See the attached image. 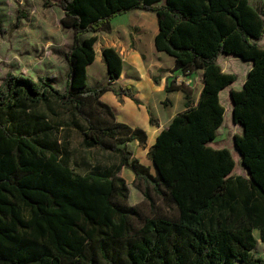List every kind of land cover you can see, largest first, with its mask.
<instances>
[{
    "label": "trees",
    "instance_id": "obj_1",
    "mask_svg": "<svg viewBox=\"0 0 264 264\" xmlns=\"http://www.w3.org/2000/svg\"><path fill=\"white\" fill-rule=\"evenodd\" d=\"M64 12L73 32L64 53L66 87L55 75L34 79L9 71L0 83V264H264V5L252 0H44ZM133 9L157 13V50L176 60L175 70H203V90L161 131L149 151L156 172L129 144L147 132L119 122L101 100L123 59L103 49L107 81L92 87L87 68L95 60L98 32ZM1 28V25H0ZM2 29V28H1ZM222 54L253 62L244 86L232 89L234 119L244 127L234 142L247 176L236 174L228 147H215L225 106L220 92L237 81L219 63ZM81 147L107 151L110 163L77 154ZM127 168L150 201L169 208L146 216L128 202ZM249 172V174H248Z\"/></svg>",
    "mask_w": 264,
    "mask_h": 264
},
{
    "label": "crops",
    "instance_id": "obj_2",
    "mask_svg": "<svg viewBox=\"0 0 264 264\" xmlns=\"http://www.w3.org/2000/svg\"><path fill=\"white\" fill-rule=\"evenodd\" d=\"M124 14L130 15L127 22L114 25L113 20ZM118 16L112 19V29L110 31H100L97 34L95 60L87 68L88 84L95 87L107 81V65L104 61L103 49L114 47L123 59V71L121 76L113 83L121 87L130 86L132 88V96L117 94L109 89L102 94L101 100L112 107L119 122L126 123L134 128H142L147 132L146 144L141 145L138 141H133L129 146L135 144L140 148V153L132 150L134 157L138 158L144 165L149 166L151 171L155 173L156 168L153 160L149 157V151L161 131L169 126L178 113L187 109L185 92L187 89L192 91L194 105L198 103L204 86L203 70H199L192 76L185 75L179 70H175L176 60L173 56L157 50L155 38L159 32V24L155 11L133 9ZM71 43L72 41L69 43L68 48ZM68 48L61 53L63 56ZM225 55L228 56L227 54ZM231 56L236 57V55ZM247 62V68L244 73L248 76L253 62L251 60ZM198 76H200V82H195L193 79L197 80ZM247 76L242 80L244 83ZM171 83L178 86L183 85L187 89L176 88L167 91V86ZM234 83L220 92L221 102L222 94ZM232 89H227V91L229 90V99L234 110V102L231 97ZM223 125L218 130V137ZM233 126L239 130L240 134L243 133L244 127L241 123L235 121L234 116ZM236 132L234 131V136ZM233 145L235 147V142ZM132 178L134 181V174Z\"/></svg>",
    "mask_w": 264,
    "mask_h": 264
},
{
    "label": "rangeland",
    "instance_id": "obj_3",
    "mask_svg": "<svg viewBox=\"0 0 264 264\" xmlns=\"http://www.w3.org/2000/svg\"><path fill=\"white\" fill-rule=\"evenodd\" d=\"M252 3L255 6H261L264 5V0H252ZM63 15L64 12L58 5L46 7L44 0H0L2 28H0V83L9 71L25 74L34 79L40 75L52 74L57 78L56 87L62 90L65 88L68 66L61 53L72 41V31L61 25L60 19ZM129 17V14L118 16L113 20L114 25L127 22ZM260 44L264 45V38ZM219 63L224 71L238 75L237 81L227 89H241L244 84L242 80L247 76L244 71L248 62L237 56L223 54L219 57ZM193 80L200 82V76L197 80ZM227 89L222 94V102L226 106L224 125L219 132L220 138L217 137L213 145L231 149L236 160L234 172L247 175L242 167L240 155L235 152L233 145L234 131L239 133V130L233 126V107H231ZM72 142L77 154H85L93 162L110 163L116 160V156L107 151L93 149L85 152L80 145L81 137L78 134H73ZM130 148L136 153L141 151L135 144H131ZM120 175L129 184V204L139 206L146 216L165 214L169 211L157 195H154L153 202L145 198L135 186L131 170L123 168ZM255 233L258 237L256 253L264 257V246L259 238L258 230Z\"/></svg>",
    "mask_w": 264,
    "mask_h": 264
},
{
    "label": "water",
    "instance_id": "obj_4",
    "mask_svg": "<svg viewBox=\"0 0 264 264\" xmlns=\"http://www.w3.org/2000/svg\"><path fill=\"white\" fill-rule=\"evenodd\" d=\"M233 116H234V114H233ZM236 147V146H235ZM237 150V149H236ZM248 174H249V172H248Z\"/></svg>",
    "mask_w": 264,
    "mask_h": 264
}]
</instances>
